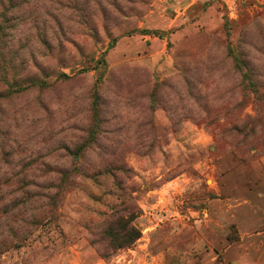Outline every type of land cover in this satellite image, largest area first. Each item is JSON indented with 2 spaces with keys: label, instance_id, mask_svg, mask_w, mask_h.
I'll use <instances>...</instances> for the list:
<instances>
[{
  "label": "rangeland",
  "instance_id": "rangeland-1",
  "mask_svg": "<svg viewBox=\"0 0 264 264\" xmlns=\"http://www.w3.org/2000/svg\"><path fill=\"white\" fill-rule=\"evenodd\" d=\"M0 264H264V0H0Z\"/></svg>",
  "mask_w": 264,
  "mask_h": 264
},
{
  "label": "trees",
  "instance_id": "trees-1",
  "mask_svg": "<svg viewBox=\"0 0 264 264\" xmlns=\"http://www.w3.org/2000/svg\"><path fill=\"white\" fill-rule=\"evenodd\" d=\"M120 223H122V222H119L118 224H120ZM124 225V224H123ZM120 229V228H119ZM123 229H126V230H123ZM119 232H121V233H123L125 236H127V239H128V241L125 243L127 246H129L132 242H133V236H132V239H129V237H128V235H130L131 233H129V230H128V228L126 227V223H125V226L121 229V231H119ZM131 236V235H130ZM141 236V233H139V236L138 237H140ZM122 246H125V245H122ZM120 247H121V245H120Z\"/></svg>",
  "mask_w": 264,
  "mask_h": 264
}]
</instances>
